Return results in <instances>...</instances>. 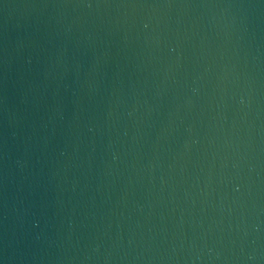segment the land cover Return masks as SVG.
Listing matches in <instances>:
<instances>
[{"label": "water", "instance_id": "1", "mask_svg": "<svg viewBox=\"0 0 264 264\" xmlns=\"http://www.w3.org/2000/svg\"><path fill=\"white\" fill-rule=\"evenodd\" d=\"M0 264H264V0H0Z\"/></svg>", "mask_w": 264, "mask_h": 264}]
</instances>
